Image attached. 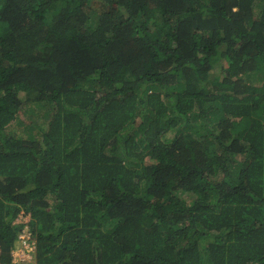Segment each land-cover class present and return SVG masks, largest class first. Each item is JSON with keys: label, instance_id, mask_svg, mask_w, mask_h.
<instances>
[{"label": "trees", "instance_id": "obj_1", "mask_svg": "<svg viewBox=\"0 0 264 264\" xmlns=\"http://www.w3.org/2000/svg\"><path fill=\"white\" fill-rule=\"evenodd\" d=\"M0 264H264V0H0Z\"/></svg>", "mask_w": 264, "mask_h": 264}, {"label": "clouds", "instance_id": "obj_2", "mask_svg": "<svg viewBox=\"0 0 264 264\" xmlns=\"http://www.w3.org/2000/svg\"><path fill=\"white\" fill-rule=\"evenodd\" d=\"M30 219H31V215H30V213H26L25 212V210L24 211H22L21 213H20V215H19V218L17 219V220H15V223L16 222H25L26 223V226H27V229H28V222L30 221ZM28 232V230L25 232V233H27ZM21 238L22 239H25V238H27V234H23V235H21ZM29 243H27V242H25V241H19V240H17V242H16V244H15V247H14V250H13V255L15 256V253H16V251L17 250H22V251H24V255L26 254V252H28L29 253V255H30V258H28V260H30V259H32L33 260V257H34V255H33V252H34V250L36 249V246H31V249H25L24 250V246L25 245H28ZM16 257V256H15ZM27 259L26 260H17L16 258H14V261H16V262H19V261H28Z\"/></svg>", "mask_w": 264, "mask_h": 264}, {"label": "rangeland", "instance_id": "obj_3", "mask_svg": "<svg viewBox=\"0 0 264 264\" xmlns=\"http://www.w3.org/2000/svg\"><path fill=\"white\" fill-rule=\"evenodd\" d=\"M30 107H33V108H35V106L34 105H29V109H30ZM41 109H38V111H37V114H36V119H38V120H40V118L38 117V114H40L41 113ZM12 129L13 130H17L18 132H21V130H18V127L16 126V125H14L13 127H12ZM25 249H31V244H28V245H25L24 246V250ZM15 258L17 259V260H28V258H30V255H29V253L28 252H26V254L24 255V251H22V250H17L16 251V253H15ZM35 259H34V257H33V260L32 261H34Z\"/></svg>", "mask_w": 264, "mask_h": 264}]
</instances>
